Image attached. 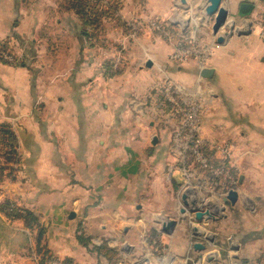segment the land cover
I'll return each instance as SVG.
<instances>
[{
    "label": "crops",
    "instance_id": "crops-1",
    "mask_svg": "<svg viewBox=\"0 0 264 264\" xmlns=\"http://www.w3.org/2000/svg\"><path fill=\"white\" fill-rule=\"evenodd\" d=\"M186 1L147 0L154 28L168 30L144 38L148 49L131 58L137 71H83L79 62L93 67V47L74 16L67 27L56 22L72 32L66 42L19 0H0V39L31 38L37 54L45 46L39 59L53 54L50 68L64 56L70 64L34 79L31 65L0 61V122L16 127L24 172L22 191L10 199L19 214L0 212V232L8 233L0 264H41L46 249L72 264H264V0H224L229 17L218 34L206 0ZM178 40L207 48L204 67L194 55L172 58ZM143 56L153 61L150 71ZM204 68L213 75L204 77ZM163 79L204 97L202 149L236 183L197 169L190 186L197 196L179 193L186 176ZM231 189L235 203L225 201ZM169 219L176 225L166 232Z\"/></svg>",
    "mask_w": 264,
    "mask_h": 264
},
{
    "label": "rangeland",
    "instance_id": "rangeland-1",
    "mask_svg": "<svg viewBox=\"0 0 264 264\" xmlns=\"http://www.w3.org/2000/svg\"><path fill=\"white\" fill-rule=\"evenodd\" d=\"M19 2L24 4L25 9H30L31 13H35L33 14L35 15L37 23L40 22L41 25H45L46 31L51 34L50 36L59 34L61 39L66 42L69 40L72 32L65 31V29H58L60 26H57L56 22L57 20H61L63 27H67L71 21L70 16L76 18V25L80 26L78 30L79 35L84 41H87L89 51L90 47H93V61L90 63L89 58H87V65L90 63L93 64V67L90 69L85 67V63H83V65L79 62V70L83 71H133V57L138 55L141 50L145 48L148 49L149 45L144 38L147 37L150 39V33L153 36L155 35V37L156 34L161 37L162 34H166L168 30L162 27L157 29L154 28V26L158 24L155 23L156 19L151 18V15L148 14L150 10L147 5V0H19ZM154 30L158 33L155 34ZM9 39L11 43L9 42L8 48L0 47V61H6L16 66L31 65L32 71L35 72H31L30 74L34 79H41V77L46 74V72L42 71H47L49 74H52L54 69L63 68L67 70L70 66L69 61H65L64 56V60H57V62H60L62 65L58 66V68H50V65L55 61L53 54L47 58H38L39 52L45 47L44 45L42 46V43L39 44V52L37 54V49H33V46H37L38 43H34L31 38L29 39V43L22 42L15 35H12ZM51 46L53 47V45ZM64 47H66V43L61 45V48L66 50ZM29 48L30 50L32 49V52L27 51ZM63 50H61V53ZM99 53H102V58ZM89 56L91 55L89 54L88 57ZM143 57L141 62L142 69L150 71L149 68L152 69L153 64L148 66L147 63L151 59L145 56ZM84 59L86 60V58ZM42 63H45L43 69ZM48 63L50 64L46 65ZM90 64L89 67L92 66ZM125 64L127 67L129 66V69ZM134 71H137V69ZM167 81V79H163L162 81V96L165 100L166 94L164 92V85ZM46 83L47 82H45V85ZM38 85H40V83ZM163 103L164 105L166 104L165 101H163ZM47 115L48 113L46 112L45 116ZM174 128H176V124ZM6 129L12 131L13 136L16 138L15 144L12 145V147L10 145L12 143L10 134L4 132ZM175 146L174 143V147ZM19 147L20 143L16 127H14L13 124L0 122V212H4L3 207H5L6 204L12 203L10 199L20 194V192H16V190L22 191L20 181L22 180L24 172L22 173L20 168L21 151ZM5 149L13 150L11 157L3 152L6 151ZM177 154L178 163L179 165L181 164L182 168L181 155L178 152ZM8 158H10L11 161H9ZM17 158H19L18 161L16 160ZM185 181L186 180H184L178 188L179 193L183 196L186 195V197L191 194L197 196V192H195L196 189L193 188L194 193L187 191L191 185L187 187ZM17 183H19L18 186L16 185ZM7 235V231L0 232V239L4 240V238H7ZM33 240H35V238Z\"/></svg>",
    "mask_w": 264,
    "mask_h": 264
},
{
    "label": "built area",
    "instance_id": "built-area-1",
    "mask_svg": "<svg viewBox=\"0 0 264 264\" xmlns=\"http://www.w3.org/2000/svg\"><path fill=\"white\" fill-rule=\"evenodd\" d=\"M264 36V30L262 32ZM207 48L187 45L184 41H179L172 53V58L185 61L194 55L204 67ZM7 56V55H6ZM166 101L172 106L171 114L176 119V128L173 133V140L176 151L181 155L182 171L186 176L185 185L190 186L191 180L196 174V170H202L220 180L236 183L230 168L219 166L211 161L210 156L202 149L200 138L201 125L203 120V108L205 99L201 94L184 93L180 87L171 80L164 85ZM224 157L228 154L225 149ZM201 185L202 181H198ZM45 264H63L60 260L48 259Z\"/></svg>",
    "mask_w": 264,
    "mask_h": 264
},
{
    "label": "water",
    "instance_id": "water-1",
    "mask_svg": "<svg viewBox=\"0 0 264 264\" xmlns=\"http://www.w3.org/2000/svg\"><path fill=\"white\" fill-rule=\"evenodd\" d=\"M183 3H186V0H181ZM224 0H206V5H205V9L207 11V13L209 15L214 16L215 15V19H214V24H213V31L215 34H218V32L220 31L221 27H223L225 24H227L228 22V17H229V10L228 8L223 4ZM233 26V25H232ZM241 33H249V29L245 30L242 29ZM219 42L224 41V37H219L218 38ZM153 64V62L151 60L148 61L147 65L151 66ZM202 75L204 77H211L213 75V70L210 68H204L202 70ZM187 191H190L192 193H194L193 188L189 187L187 189ZM186 196V195H185ZM239 197V193L236 189H231L229 190V192L227 193L226 197H225V201H231L232 203H235L237 201ZM205 215L204 211H200L197 214L198 219H202L203 216ZM176 225V221L173 219H169L168 221H166L163 224V229L166 232H170L171 228L174 227ZM199 234V233H198ZM196 248H200V249H204L205 245L202 243H197L195 245Z\"/></svg>",
    "mask_w": 264,
    "mask_h": 264
},
{
    "label": "trees",
    "instance_id": "trees-1",
    "mask_svg": "<svg viewBox=\"0 0 264 264\" xmlns=\"http://www.w3.org/2000/svg\"><path fill=\"white\" fill-rule=\"evenodd\" d=\"M9 46V38H4V39H0V47H4V48H8ZM5 133H9L10 134V140L12 141V143L10 144L11 147L12 145L15 144V141H16V138L13 136V133L12 131L6 129L4 130ZM202 147H204V145L202 144ZM6 151H3L4 153H7L8 155H10V157L12 156V153H13V150H8V149H5ZM211 156V155H209ZM211 158V161L214 163V159L212 158V156L210 157ZM9 161H11L10 158H8ZM17 161L19 160V158L16 159ZM13 161V160H12ZM227 160L224 161V163H226ZM4 211L7 213V214H11V215H17L19 214L18 211L16 209H12L11 210V203L9 204H6L5 207H3ZM25 217L27 218V222L29 225H32L33 222H35L36 220V217L33 215V213L30 211V210H25ZM43 236H44V228L40 229V232L38 234V243H39V253H42V250L44 249L42 246H41V243H42V239H43ZM48 259H54V260H60L58 259L57 257L53 256L52 254H49L48 250H44V252L41 254V257H40V262L41 264H45V262L48 260ZM61 261V260H60ZM63 264H72L70 260H62L61 261Z\"/></svg>",
    "mask_w": 264,
    "mask_h": 264
}]
</instances>
